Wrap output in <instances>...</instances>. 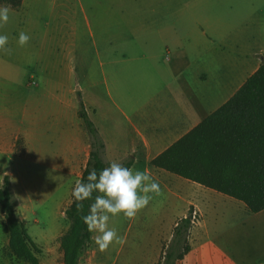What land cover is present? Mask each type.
I'll return each instance as SVG.
<instances>
[{"label": "crops", "instance_id": "obj_1", "mask_svg": "<svg viewBox=\"0 0 264 264\" xmlns=\"http://www.w3.org/2000/svg\"><path fill=\"white\" fill-rule=\"evenodd\" d=\"M116 1L23 0L0 28L13 50L11 55L0 52V99L7 98V92L15 99L12 104L4 102L6 107L0 105V155L7 156L13 166L0 171V187L9 176L13 193L23 197L26 211L37 213L36 201L44 202L52 193L40 191L28 178L32 171L33 179L50 173L55 194L60 195L58 211L62 209L72 169L81 165V180L92 152L79 117L82 101L104 143V161L131 162L134 169H147L172 202L181 204V214L173 215L169 228L174 230L190 209L197 214L198 225L189 233L191 251L184 260L228 264L223 249L212 239L215 236L221 244L235 238L244 253L264 261V211L251 214L242 202L151 166L225 106L262 65L264 0L251 2L248 10L242 3L241 11L238 6L225 7L222 0H136L144 12L139 44H133L135 38L118 42L116 30L97 41L94 29L101 30L102 15L108 17V24H116L111 6ZM107 2V11L93 10L92 26L86 7ZM57 4L61 5L59 17ZM80 13L95 50L92 61L83 65L88 71L75 77L69 56L79 33L74 19ZM136 29L131 30L133 34L128 31L130 36ZM21 31L31 37L24 47L17 43ZM74 84L79 91L70 97ZM20 138L26 143L22 156L15 150ZM48 140H57L53 163L45 159ZM227 215L233 216L235 226L223 232L219 226ZM35 219L39 221L37 214Z\"/></svg>", "mask_w": 264, "mask_h": 264}, {"label": "trees", "instance_id": "obj_2", "mask_svg": "<svg viewBox=\"0 0 264 264\" xmlns=\"http://www.w3.org/2000/svg\"><path fill=\"white\" fill-rule=\"evenodd\" d=\"M22 4L23 0H0V6L10 5L12 10H19ZM79 117L92 146L81 178L86 182L91 169L99 172L109 163L102 157L104 143L82 101ZM123 164L132 167L131 162ZM151 166L242 202L251 214L264 211V59L257 72L225 106L154 159ZM92 202L84 201L83 213H79L73 198L65 211L70 228L61 239L63 264H79L80 257L92 244L93 233L88 232L81 219ZM17 208L10 177L5 176L0 187V212L10 234V249L15 257L28 264H40L42 251L19 219ZM192 214L190 209L188 216L177 223L162 264H179L190 253Z\"/></svg>", "mask_w": 264, "mask_h": 264}, {"label": "rangeland", "instance_id": "obj_3", "mask_svg": "<svg viewBox=\"0 0 264 264\" xmlns=\"http://www.w3.org/2000/svg\"><path fill=\"white\" fill-rule=\"evenodd\" d=\"M253 1L255 0H222V4L230 8H236L238 6V11H241L242 8H240V6L242 3H244L245 9L248 10L249 8L251 9L250 3ZM111 6L115 10L116 24H108V17L102 15L101 30L97 31L94 29L97 41L99 37H108L109 30H116L118 42L120 40L123 42L127 39L133 40L135 38L133 44H139L141 13H144L141 10V4L136 3V0H117L116 3H111ZM88 7L91 8L89 9ZM96 8L105 12L104 9L107 11L109 3L88 4L85 9L86 17L92 26L94 23L92 14L93 10L95 11ZM60 11L61 5L57 4L55 14L58 17L60 16ZM80 14L81 15L76 16L78 20L74 19V27L76 30H79V33L76 39L72 40L74 47H71L72 51L69 56L70 66H72L73 70L76 72L75 77H77L80 71H88V66L83 65L92 61L95 50L94 39L90 35V29L86 23L85 16H83L82 13ZM105 19L106 26H104ZM58 22H60V20H58ZM134 28L138 29L134 31L133 36H130V34H133L131 30H134ZM90 79H93V76H91ZM101 88L106 92L104 85H101ZM78 91V85L74 84L71 89L70 97L75 95ZM7 94V98L4 100L0 99L1 107H6L8 104H12V102L15 101V99L12 100L13 95L11 92H7ZM6 101H8L7 105L4 103ZM83 129L86 130L84 126ZM56 141L48 140L47 142L50 148L45 159L48 162L53 163V159L58 155L55 154L58 148L56 146ZM51 144L54 146H51ZM15 150L18 156H22L26 151V143L22 138L16 143ZM3 169L9 171L13 169V166L7 156L0 155V171ZM135 169L143 171L141 166ZM80 173L81 165L77 164L76 167L72 169L70 178L67 181L68 196L60 211H58L60 195L55 194V189L57 187H54V180H52L53 178L50 176V173L42 174V178L33 179L35 178V172L32 171L28 178V182H32L33 185H36V188H40V191L52 193L45 196L44 202H40L39 200L36 201L37 213L35 211L27 212L26 210H28V207L24 203L23 197L15 193L20 201L17 215L20 220L25 221V227L29 236L42 251V254L39 256L40 264H63L61 239L70 228V221L63 216V212H65L71 204L73 199L71 193ZM180 205L181 204L176 202V200L173 203L172 197L168 196L161 189V194H153L152 201L138 213L135 219L128 220L124 218L122 214L111 218L109 227H115L120 236L126 237V243L122 246L118 244L110 245L107 251L100 252L93 242L94 246L91 244L83 253L80 257L79 264H89L91 260L93 264H162L163 255L167 251L173 237V229L169 228L170 220H173V215L175 216L178 214L177 216H180ZM36 214L39 221L35 219ZM233 219V216L227 215L224 218L225 221L220 222L222 225L219 226V229H221V231L230 230L231 227L235 226V221ZM198 222L199 218L193 225V228L198 225ZM212 239L216 242L217 246L219 245L223 249V258L226 259L228 264H264L263 260L254 259L250 257V254L244 253L242 243L237 242L235 238H228V242L222 244L217 243V237L213 236ZM10 241L11 238L6 228L5 219L0 212V264H28L12 254ZM181 264H192V260L187 257Z\"/></svg>", "mask_w": 264, "mask_h": 264}, {"label": "clouds", "instance_id": "obj_4", "mask_svg": "<svg viewBox=\"0 0 264 264\" xmlns=\"http://www.w3.org/2000/svg\"><path fill=\"white\" fill-rule=\"evenodd\" d=\"M11 12L10 5L0 6V28L7 25ZM30 39L21 31L17 43L24 47ZM8 44V35L0 34V52L5 55H11L13 51ZM153 194L160 195L161 188L147 169L141 171L125 167L116 160H110L109 166L99 172L91 169L86 182L77 180L71 193L79 213H83L84 201H93L81 219L88 232L94 234L91 239L100 252L107 251L110 245L126 243V237L120 236L115 227H109L110 219L120 214L128 220L135 219L152 201Z\"/></svg>", "mask_w": 264, "mask_h": 264}, {"label": "built area", "instance_id": "obj_5", "mask_svg": "<svg viewBox=\"0 0 264 264\" xmlns=\"http://www.w3.org/2000/svg\"><path fill=\"white\" fill-rule=\"evenodd\" d=\"M197 214L195 212H193L192 216H191V222L192 225H194L197 222Z\"/></svg>", "mask_w": 264, "mask_h": 264}]
</instances>
